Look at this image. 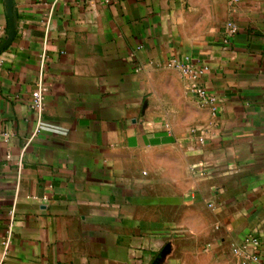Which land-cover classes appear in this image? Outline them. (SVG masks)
Returning a JSON list of instances; mask_svg holds the SVG:
<instances>
[{
	"label": "crops",
	"instance_id": "crops-1",
	"mask_svg": "<svg viewBox=\"0 0 264 264\" xmlns=\"http://www.w3.org/2000/svg\"><path fill=\"white\" fill-rule=\"evenodd\" d=\"M0 264H264V0H0Z\"/></svg>",
	"mask_w": 264,
	"mask_h": 264
},
{
	"label": "built area",
	"instance_id": "built-area-1",
	"mask_svg": "<svg viewBox=\"0 0 264 264\" xmlns=\"http://www.w3.org/2000/svg\"><path fill=\"white\" fill-rule=\"evenodd\" d=\"M238 32L239 29L236 25L228 23L225 28L223 43H229ZM171 63L175 68L180 70L185 78L192 81L191 89L196 97L207 104L214 105L216 103L217 98L200 82L203 76L209 71L208 66H196L192 60L185 62L172 60ZM45 92L46 90L44 88L39 87L32 95L31 107L38 115H42L44 111ZM244 245L245 247L258 248L260 246V240L254 236H247L244 239ZM249 260L258 261L259 257L253 254L249 257Z\"/></svg>",
	"mask_w": 264,
	"mask_h": 264
}]
</instances>
